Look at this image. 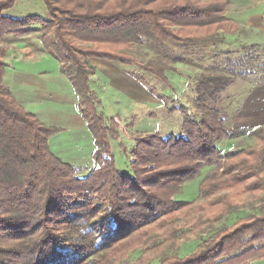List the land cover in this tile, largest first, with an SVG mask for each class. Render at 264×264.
<instances>
[{
    "label": "trees",
    "instance_id": "1",
    "mask_svg": "<svg viewBox=\"0 0 264 264\" xmlns=\"http://www.w3.org/2000/svg\"><path fill=\"white\" fill-rule=\"evenodd\" d=\"M17 1L0 0V264H47L60 252L90 248L98 239L99 245L125 240L152 222V216L187 208L203 217L196 222L209 224L204 211L214 213L218 204V217L225 210L235 221L221 224L192 254L179 255L184 237L179 238L175 253L158 264H262L264 206L238 216L232 197L247 190L264 192V127L240 128L256 145L222 149L228 138L241 134L227 112L217 107L235 77L216 68L200 72L195 77L194 109L180 108L181 132L137 136L129 153L132 173L115 165L108 135L117 134V118L105 122L93 82L94 58L135 64L143 46L156 54L139 62L143 69L168 82L165 73L174 69L173 63H195L204 50L201 45L225 41L230 33L222 24L232 21L225 14L228 0H44L47 18L6 15ZM31 36L39 39L37 49L58 60L79 96L96 145L95 167L86 175L52 149L50 140L59 128L27 110L5 82V45L25 40L30 48ZM106 46L119 49L115 53L104 50ZM244 55L236 62L244 63ZM207 166L200 186L202 202L193 207V201L177 200L184 183ZM248 180L253 181L246 184ZM233 188V193L220 194ZM87 195L104 197L103 204L95 205L103 216L94 223L79 211L83 205L76 198ZM67 201L73 204L61 208ZM50 208L56 209L54 218H48ZM96 226L105 232L103 238L97 236Z\"/></svg>",
    "mask_w": 264,
    "mask_h": 264
},
{
    "label": "rangeland",
    "instance_id": "2",
    "mask_svg": "<svg viewBox=\"0 0 264 264\" xmlns=\"http://www.w3.org/2000/svg\"><path fill=\"white\" fill-rule=\"evenodd\" d=\"M5 13L18 18L29 15L48 17L44 0H18ZM225 14L232 20L222 24L225 33H230L225 34V41L215 45H201L204 50L197 54L195 63H173L174 69L165 73L168 82L146 72L139 63L152 56L155 57L154 50L148 46L140 48L142 56L140 54L137 57L139 62L135 64L122 65L111 59L96 58L100 64L122 66L123 68L117 70L125 77L122 84H117L114 79L116 73L108 72L99 66L100 76L95 79L102 111L106 116L105 122L110 123L111 117L117 118L114 121L116 128L114 132L117 134L108 136L118 169L133 172L129 153L135 145L137 136L151 133L170 135L181 132L184 118L181 105L194 109L195 77L200 72L214 68L235 77V82L222 94L217 107L227 112L232 126L241 133L228 138L222 149L256 145V140L242 133L240 128L264 127V0H228ZM34 27L41 28V24H35ZM27 40L32 50L40 51L37 45H34L38 42L36 37L31 36ZM15 42L5 45L7 48L5 60L9 64L6 68L5 80L8 82L11 80L9 83H15V87L25 90V97L29 99L24 104L27 110L43 115V119L59 128L51 138L52 149L63 159L74 161L73 163L80 168V174L86 175L93 166L95 167L92 153L96 145L82 116L78 97L75 99L70 90L53 77L61 72L60 63L49 54L30 53L31 49L25 45V40L23 43ZM118 49L106 46L104 50L117 53ZM135 51L140 53L136 48ZM242 54H245L242 61L244 63L236 62L237 59L240 60ZM231 62H234V65H229ZM92 64L96 66L95 62ZM107 75H113L112 82ZM209 168L205 167L200 175L186 181L175 198L181 201H193V207L200 204L202 202L200 186ZM252 181L248 180L246 184ZM234 187L239 188V185ZM235 188L220 191V194L233 193ZM76 199L82 201L83 206L79 211L85 212L91 223L103 216L100 209L96 210L95 205L103 204L101 202L104 201V197L87 195ZM232 199L235 203L234 208L239 210L236 214L238 216L259 212L264 206L262 190L259 192L247 190ZM69 204L73 203L67 201L61 208H66ZM220 206V204L216 205L214 213L208 214L204 211L203 216L209 217V224L206 221L196 222V218L203 217L197 212L198 210L192 212L189 208L168 214H157L150 218L152 222L148 221L150 223L146 226L138 227L132 237L114 243L107 240L100 245L98 239L90 248L76 247L75 251L66 254L60 252L47 264H158L175 253L180 245L178 239L181 237L184 239L178 251L179 255L192 254L199 248L198 243L216 232L221 224L230 225L235 221V215H228L229 212L225 210H220L222 215L218 217L217 211ZM49 210L48 218H54L57 214L56 209ZM178 230L180 233L176 236L174 233ZM96 233L102 238L105 234L99 227ZM63 244L69 246L68 248L71 247L68 242ZM66 249L62 248V252Z\"/></svg>",
    "mask_w": 264,
    "mask_h": 264
},
{
    "label": "crops",
    "instance_id": "3",
    "mask_svg": "<svg viewBox=\"0 0 264 264\" xmlns=\"http://www.w3.org/2000/svg\"><path fill=\"white\" fill-rule=\"evenodd\" d=\"M39 25V24H38ZM34 27V26H33ZM34 28H37V29H39L40 27H34ZM37 40H38V42H39V39L38 38H36ZM16 42H21V43H23L24 42V40H19V41H16ZM15 42V43H16ZM38 42H36V43H38ZM12 44V43H11ZM26 45V44H25ZM33 54L34 55H37V54H46V55H48L49 53H46V52H43V51H39V52H33ZM27 55H28V53H27ZM30 55V54H29ZM50 55V54H49ZM93 62H95V64H96V69H97V73H96V75H95V77L93 78V82L96 84V82H95V79H97L98 78V76H100V75H98L99 74V72H100V68H99V66L100 67H103L105 70H107L108 72H112V73H116V75L113 77L114 79H116V81H117V84H122V82H123V80L125 79V77L122 75H120L119 74V72H118V70H117V68L118 69H120V68H123L122 66H119V65H115V64H113L112 66L111 65H109V64H107V63H105V64H103V63H99L97 60H96V58H94L93 60H92V63ZM103 62H105V61H103ZM108 63H110V62H108ZM111 63H113V62H111ZM123 65V64H122ZM104 74V73H103ZM107 74V73H106ZM105 75V74H104ZM108 76V78L111 80V82H112V79L113 78H111L113 75H107ZM54 77V79H56L58 82H60L63 86H65L66 88H68L69 90H70V92L72 93V95L75 97V99H76V97H78V99H79V96H78V94H77V92L75 91V89H74V87L72 86V84H71V82H70V80L68 79V77L65 75V74H63V73H59V74H57L56 76H53ZM114 81V80H113ZM128 81V80H127ZM5 82H6V84L10 87V89L12 90V92H13V94H14V96L24 105V104H26L27 103V101L29 100V99H27L26 97H25V90H22L20 87H15V83L14 84H11V83H9V82H11V80L8 82V81H6L5 80ZM97 92L99 93V90H97ZM76 114H78V111L76 112ZM38 116H40L41 118H42V120L44 121V122H46L47 124H50V125H52V123L50 122V121H47V120H45V119H43V115H38ZM50 143H51V140H50ZM51 145V144H50ZM54 150V149H53ZM74 162V161H73Z\"/></svg>",
    "mask_w": 264,
    "mask_h": 264
}]
</instances>
